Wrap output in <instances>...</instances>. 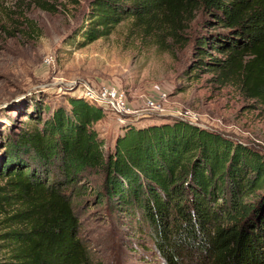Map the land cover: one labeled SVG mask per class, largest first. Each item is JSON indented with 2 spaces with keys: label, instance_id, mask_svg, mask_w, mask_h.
Wrapping results in <instances>:
<instances>
[{
  "label": "trees",
  "instance_id": "16d2710c",
  "mask_svg": "<svg viewBox=\"0 0 264 264\" xmlns=\"http://www.w3.org/2000/svg\"><path fill=\"white\" fill-rule=\"evenodd\" d=\"M198 11L221 29L196 35L188 72L214 71L264 106V0H91L80 30L95 41L131 17L178 41ZM21 112L0 152V264H93L80 237L89 204L125 218L163 264H264L260 151L183 119L124 123L105 149L103 109L80 96Z\"/></svg>",
  "mask_w": 264,
  "mask_h": 264
},
{
  "label": "rangeland",
  "instance_id": "374dc122",
  "mask_svg": "<svg viewBox=\"0 0 264 264\" xmlns=\"http://www.w3.org/2000/svg\"><path fill=\"white\" fill-rule=\"evenodd\" d=\"M90 1L0 0V152L31 100L55 105L79 96L85 86H105L123 91L136 113L145 99L166 95L164 111H143L125 123L140 128L181 118L264 154V106L244 98L237 82H221L214 71L188 72L196 35L221 28L207 26V16L198 11L188 26L181 25L177 41L166 30L145 34L127 17L107 36L85 41L81 32ZM103 112L94 129L111 149L122 124L111 111ZM80 211V237L93 264H163L142 249L150 247L148 239L133 237L125 218L93 204ZM3 255L0 250V260Z\"/></svg>",
  "mask_w": 264,
  "mask_h": 264
},
{
  "label": "built area",
  "instance_id": "2783aa9c",
  "mask_svg": "<svg viewBox=\"0 0 264 264\" xmlns=\"http://www.w3.org/2000/svg\"><path fill=\"white\" fill-rule=\"evenodd\" d=\"M79 96L90 104H94L104 110L111 111L115 116H117L120 124L125 123V118L129 119L130 117H137L141 115L143 111H145V113H159L164 111V104L167 100L165 94H161L158 99H145L142 103V111L136 113V111L128 106L125 93L114 87L101 86L93 88L85 86L81 90Z\"/></svg>",
  "mask_w": 264,
  "mask_h": 264
}]
</instances>
